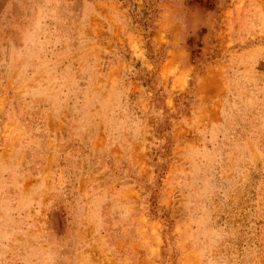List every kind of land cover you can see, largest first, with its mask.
<instances>
[{
    "label": "rangeland",
    "instance_id": "obj_1",
    "mask_svg": "<svg viewBox=\"0 0 264 264\" xmlns=\"http://www.w3.org/2000/svg\"><path fill=\"white\" fill-rule=\"evenodd\" d=\"M0 264H264V0H0Z\"/></svg>",
    "mask_w": 264,
    "mask_h": 264
}]
</instances>
